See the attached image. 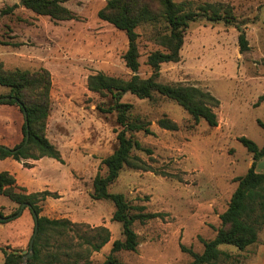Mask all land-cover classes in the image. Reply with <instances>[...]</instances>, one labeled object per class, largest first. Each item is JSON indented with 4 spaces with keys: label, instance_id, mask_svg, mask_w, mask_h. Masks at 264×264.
Masks as SVG:
<instances>
[{
    "label": "rangeland",
    "instance_id": "obj_1",
    "mask_svg": "<svg viewBox=\"0 0 264 264\" xmlns=\"http://www.w3.org/2000/svg\"><path fill=\"white\" fill-rule=\"evenodd\" d=\"M108 1H68L64 6L76 19L56 21L25 8L23 0H0V42L11 44H0V66L7 71L50 72L51 110L46 136L57 145L64 160L61 163L46 158L35 170H29L33 167L30 164L29 169L18 171V178L34 182L38 178L40 184L50 185L51 192L59 196L43 203L42 215L80 224L78 230L83 235L89 233V228L103 226L110 230L111 241L91 255V264H108L114 241L123 239L122 225L112 220L114 204L91 198L101 163L117 146V126L115 114L104 116L98 111L97 107L108 99L89 91L88 79L97 73L125 79L133 75L124 60L129 48L126 33L98 17ZM173 1L232 9L234 18L230 23H192L180 61L162 64L158 78L162 84L191 86L211 93L220 101L215 109L218 126L209 127L203 120L196 123L178 103L159 95L151 100L131 94L123 98V102L134 106L133 118L151 124L152 135L141 132L134 136L142 146L134 154L152 171L125 168L109 190L124 194L132 206H144L147 213L167 215L134 224L139 247L136 252L114 254L119 264H190L193 258L182 246L197 254L204 252L201 240L216 237L220 215L227 210L238 186L235 179L250 169L253 156L239 138H249L259 147L264 145V130L259 125L264 123V107L259 109L264 103L260 93L264 92V0ZM13 6H17L13 13L2 14ZM239 27L246 32V51L239 44ZM165 30L160 24L136 30L142 78L153 74L148 57L162 50L153 37ZM8 93V88L0 87V95ZM163 117L175 121L179 129H162L158 122ZM23 124L24 116L17 106L0 104L1 143H20ZM1 207L6 216L19 208L4 195H0ZM10 222L16 233L28 231L33 224L30 242L35 228L30 209ZM49 244L44 254L73 253L79 249L80 239L77 233L68 231L62 237H51ZM220 249L232 258H221L217 264H243V255L235 247L223 245ZM25 250L29 252V243ZM2 253L0 250V264Z\"/></svg>",
    "mask_w": 264,
    "mask_h": 264
},
{
    "label": "trees",
    "instance_id": "obj_2",
    "mask_svg": "<svg viewBox=\"0 0 264 264\" xmlns=\"http://www.w3.org/2000/svg\"><path fill=\"white\" fill-rule=\"evenodd\" d=\"M71 0H23L24 7L37 15L49 16L56 21H72L75 14L64 4ZM17 6L4 10L2 14H11ZM99 19L124 31L128 37L129 48L124 56L126 67L133 73L129 79L108 76L104 73L91 75L88 79L89 91L107 98L108 101L97 107L100 114L116 115L117 146L113 153L101 163L100 172L93 181L91 198L95 201H110L115 206L112 220L120 223L123 239L114 241L108 264H119L114 254L122 251L136 252L139 247V237L134 230V224H145L151 220L164 218V213H147L144 206L136 207L126 199L122 193H111L109 188L116 183L125 168L152 171L144 160L134 154L142 146L134 136L137 133L152 135L151 124L140 118H133L134 106L123 102L126 94L136 96L140 100H151L155 95L168 98L184 108L193 120L198 123L205 121L209 127L218 126L215 109L220 101L211 93L202 89L183 86L167 85L158 81L162 64L179 62L181 51L185 43V35L192 23L201 20L208 22L226 21L230 23L234 18L231 8H223L213 4H199L193 1L176 3L173 0H109L107 5L99 11ZM164 25L166 30L157 33L153 41L162 50L150 53L147 64L153 74L149 78H142L140 71V53L137 28L143 25ZM239 44L242 51L248 50L246 32L239 27ZM3 45H11L4 44ZM0 87L9 89V93L0 95L1 105L17 106L24 116L22 127L23 139L13 148L0 143V159L12 158L25 162V167L31 165L28 160L38 161L44 157L52 158L64 163L60 150L46 136V127L50 116V95L52 88L51 74L46 69L39 71H7L0 66ZM27 115L28 128L25 120ZM158 125L168 131H177L178 124L163 117ZM264 129V124L259 122ZM27 134L30 139L25 144ZM241 142L253 156V163L247 173L237 177L238 184L233 193L227 210L220 215L221 227L212 240L202 239L204 252L197 254L193 250L182 246L193 261L190 264H217L221 258L231 259L228 252L220 249L222 245L235 247L244 252L250 246L259 244V237L264 229V173L256 172V164L264 158V146L259 147L254 141L240 137ZM0 195L8 197L19 208L6 216L0 211V225L6 224L21 215L22 206L38 215V236L34 243V256L27 259L26 264H91V255L100 252L111 241V232L100 226L89 228L88 234H80L82 227L68 219H50L44 215L43 203L49 198L59 196L50 191L29 193L26 188L17 184L16 178L8 172H0ZM30 207V208H29ZM35 229V228H34ZM79 229V230H78ZM72 231L79 235V248L73 253L44 254L50 247V238L62 237ZM69 249L72 246L68 247ZM5 255L4 264H25V255L0 248Z\"/></svg>",
    "mask_w": 264,
    "mask_h": 264
},
{
    "label": "crops",
    "instance_id": "obj_3",
    "mask_svg": "<svg viewBox=\"0 0 264 264\" xmlns=\"http://www.w3.org/2000/svg\"><path fill=\"white\" fill-rule=\"evenodd\" d=\"M263 88L264 87H261V89H263ZM260 93H261V95L264 96V92H260ZM263 107H264V103L259 107V109L263 108ZM14 142H12L11 144H8V143L3 144L1 142L0 143L4 146L9 147V148H11V147L13 148L14 146L19 144V143L15 144ZM52 143L57 147V145L54 142H52ZM46 158H48V157H44L38 161H33V160H31L30 162L27 161L26 163H29L33 166L30 169L25 167V165H24L25 162H19V161L12 159V158H7L5 160L0 159V172H8L11 175H13L17 180V184L21 187L26 188L29 193H37V192H44V191H50L51 192L53 190L52 187L50 185L40 184V180L38 178L35 179V182L32 180H24V179H22V181H21L18 178V171L19 170H25V169L35 170V169H38L39 165L44 163ZM250 159H251V161L249 164L251 167L252 163H253V157H251ZM256 172L261 173V174L264 173V158L257 162ZM46 201H48V199ZM0 209H3V208L1 207ZM26 210H28V209H25L23 211V213ZM32 225L33 224L30 225V228L28 229V231L16 233L15 229H14V223L13 222L1 224L0 225V248L6 249L8 251H14L15 253L21 252L22 254H25L26 253L25 248L27 247L28 243H30L28 240H29V235L31 233ZM259 241H260L259 244H256L254 246H250L244 252L238 251L240 254L243 255V259H244L243 264H264V229L260 234ZM1 259H2V264H4L5 255L3 253H2Z\"/></svg>",
    "mask_w": 264,
    "mask_h": 264
},
{
    "label": "water",
    "instance_id": "obj_4",
    "mask_svg": "<svg viewBox=\"0 0 264 264\" xmlns=\"http://www.w3.org/2000/svg\"><path fill=\"white\" fill-rule=\"evenodd\" d=\"M25 120H26V124H27V128H28L27 115H25ZM29 139H30V135L27 134L24 145H27L28 144ZM25 208H26V205L22 206L21 214L23 213V211H24ZM33 217H34V221H35V229H34L33 236H32V238L30 240V243H29V252L25 254V258H24L25 259V264H26L27 259H29V258H31V257L34 256V251H33V249H34V243H35V240H36V238L38 236V231H39V228H38V220H39V217L35 213H33Z\"/></svg>",
    "mask_w": 264,
    "mask_h": 264
}]
</instances>
